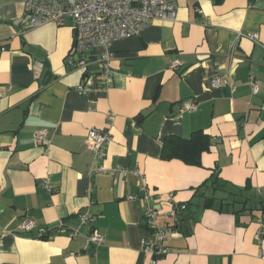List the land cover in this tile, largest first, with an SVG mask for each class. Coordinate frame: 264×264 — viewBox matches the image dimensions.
Listing matches in <instances>:
<instances>
[{"label":"crops","instance_id":"1","mask_svg":"<svg viewBox=\"0 0 264 264\" xmlns=\"http://www.w3.org/2000/svg\"><path fill=\"white\" fill-rule=\"evenodd\" d=\"M173 1L175 21L155 19L111 44L108 91L100 85L105 47L86 53V67L70 64L72 21L29 28L21 0L0 2V264H152L142 204L128 198L140 193L142 176L89 173L91 165L141 171L159 224L173 227L170 253L156 264H264V0ZM186 101L197 110H182ZM91 128L112 135L99 161ZM39 129L49 132L47 144L37 142ZM197 130L214 143L200 166L163 155L167 136ZM218 175L236 197L222 205L219 192L205 208L200 193L211 187L197 188ZM171 193L188 205L178 228ZM82 212L97 220L81 227ZM26 219L33 229L19 228ZM76 227L71 239L67 229ZM92 229L104 237L97 246L87 244Z\"/></svg>","mask_w":264,"mask_h":264},{"label":"built area","instance_id":"2","mask_svg":"<svg viewBox=\"0 0 264 264\" xmlns=\"http://www.w3.org/2000/svg\"><path fill=\"white\" fill-rule=\"evenodd\" d=\"M2 0H0L1 2ZM25 15L27 17V26L29 28L39 27L47 23H55L58 26L64 25L68 20L72 21L73 29L76 33L75 44L72 53L68 57V62L73 64L79 59L78 56L86 54L96 46L106 48L102 53L103 68L101 70V90L108 91L112 86L111 77L113 70L109 65L112 54L109 51L111 44L120 38L132 37L140 34L144 29L149 27L155 19H161L168 22L176 20L178 5L173 0H21ZM252 39H257V33H250ZM4 49V46H1ZM181 65L179 59L171 61L169 68L177 69ZM78 66H88L87 60L83 58L79 60ZM252 93L257 94L260 90V82L255 74L250 76ZM213 86L222 84L219 76L212 78ZM80 93H85L86 89L81 83L77 86ZM182 110L195 111L196 104L186 101L182 105ZM115 114L108 113L109 122L112 123ZM36 140L38 143H48L49 132L46 129H39L36 132ZM94 158L99 161L104 158L108 145L112 139L109 129L91 128L88 133ZM108 172L113 175L121 174L127 177L129 174L134 176H142L140 193L128 195L131 200H139L142 204L143 218L145 224L152 233V237L142 240L143 250L151 256V263L156 264L158 259L168 255L170 248L167 240L173 227L169 224H159V211L153 204L155 197L154 191L146 183L145 178L141 175V171L137 168H121L118 170L107 169L100 165L89 167V173ZM49 191L53 190V185L48 184ZM264 188H260L261 192ZM174 193L170 194L172 208L168 214L177 220L178 213L185 210L186 203L174 202ZM80 226L93 224L97 220V216L91 212H82L79 215ZM32 220H24L19 228L23 230H31L34 228ZM43 235L46 230H40ZM67 233L71 239L76 238L80 234V227L67 229ZM104 241V237L92 229L87 235V244L97 246ZM264 259V248L261 255Z\"/></svg>","mask_w":264,"mask_h":264},{"label":"trees","instance_id":"3","mask_svg":"<svg viewBox=\"0 0 264 264\" xmlns=\"http://www.w3.org/2000/svg\"><path fill=\"white\" fill-rule=\"evenodd\" d=\"M214 146V143L211 137L205 133L203 130H197L192 133L190 137H180L177 135H169L165 138L163 144V155L170 158H177L189 165L200 166L201 165V156L203 152L211 151ZM214 176V175H213ZM212 176V177H213ZM211 177V178H212ZM209 178L204 183H202L197 188V193L199 189L202 187L208 186L211 187V195L206 194L205 190L200 193L202 198L201 204L205 208H212L217 199V193L226 192V196L222 197V205H229L231 202L226 203V199L230 197H236L237 194L235 191H232L228 187V181L220 177V175L216 176L214 179ZM211 180V181H210ZM210 182V183H209ZM209 183V185H208ZM245 204V201H244ZM187 205V204H186ZM188 208V205L186 209ZM185 209V210H186ZM182 210L178 213V218L176 225L174 227H179L182 222V215L185 212ZM240 211H236L239 213ZM44 237V235L42 236Z\"/></svg>","mask_w":264,"mask_h":264},{"label":"water","instance_id":"4","mask_svg":"<svg viewBox=\"0 0 264 264\" xmlns=\"http://www.w3.org/2000/svg\"><path fill=\"white\" fill-rule=\"evenodd\" d=\"M77 58H78L79 60H81L82 58H83L84 60H87L89 57H88L87 54H84V55L78 56Z\"/></svg>","mask_w":264,"mask_h":264}]
</instances>
